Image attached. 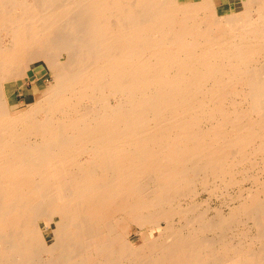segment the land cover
<instances>
[{
  "label": "bare ground",
  "instance_id": "bare-ground-1",
  "mask_svg": "<svg viewBox=\"0 0 264 264\" xmlns=\"http://www.w3.org/2000/svg\"><path fill=\"white\" fill-rule=\"evenodd\" d=\"M221 3L0 0V264H264V0Z\"/></svg>",
  "mask_w": 264,
  "mask_h": 264
},
{
  "label": "rangeland",
  "instance_id": "rangeland-1",
  "mask_svg": "<svg viewBox=\"0 0 264 264\" xmlns=\"http://www.w3.org/2000/svg\"><path fill=\"white\" fill-rule=\"evenodd\" d=\"M217 2L219 3H221L222 4V6H225L226 8H224L225 10L226 9H228L227 7L229 6V5H232V4H234V3H237L238 2V0H217ZM227 3V4H226ZM232 3V4H231ZM221 4H220V7H221ZM226 4V5H225ZM44 80H41V79H39L38 81H36L35 80V75H34V73H33V71L31 70V71H29V78H28V80L26 81V88H24V90H19V89H17V91H16V98H17V100H19V101H22V100H30V98H31V94H32V90L31 89H33L35 86V82H37V84L39 85V86H41V85H43V82ZM32 82V83H31ZM240 173V174H239ZM236 172V178H239V181L241 182L242 180L240 179V177H241V172ZM238 176V177H237ZM240 176V177H239ZM238 181V182H239ZM236 182V183H234L233 185H231V187L230 186H228V187H225V186H223V185H221V188H220V186H219V188L218 187H216V188H214L213 186L215 185V183H213V182H211V183H209V185L206 187V189L205 190H201L200 188H202V186H200V183H196L195 184V188H194V190L190 193V197H191V199L189 198V196H188V198L187 197H185L184 198V200L186 201V203H188L189 202V204H194V202H195V204L194 205H198V208L199 209H203V208H205V206H206V204L208 205V204H210L212 207L213 206H215L216 204H218V203H221V200L223 201L226 197H227V195L228 194H231V197H236L237 195H241V194H243L244 192V188L245 187H247L248 185H249V183H250V181L248 180H244V181H242L241 183L239 182ZM248 182V183H247ZM214 184V185H213ZM211 186H212V188H211ZM211 188L210 189V192H209V194H208V192L206 191V190H208L209 191V189L208 188ZM223 187H225V188H223ZM218 188V189H217ZM229 188H231V189H229ZM236 190H235V189ZM197 189V190H196ZM215 189V190H214ZM223 189H226V190H223ZM239 189H242V190H239ZM230 190V191H229ZM231 190H233V191H231ZM197 191H200V192H198V193H196ZM212 191V192H211ZM216 192V193H214V192ZM223 193H221V192ZM239 191V192H238ZM195 194H194V193ZM226 192H227V194H226ZM229 192V193H228ZM212 193V194H211ZM218 193H221L222 195L221 196H218L219 194ZM233 193L236 195H233ZM238 193V194H237ZM214 194V195H213ZM226 194V195H225ZM195 196V198H194V196ZM224 195V196H223ZM193 196V197H192ZM218 196V197H217ZM226 196V197H225ZM187 198V199H186ZM194 199H196V200H194ZM199 199V200H198ZM190 200H194L193 202H191ZM185 201H184V203H185ZM188 201V202H187ZM199 201V203L197 204L196 202H198ZM202 201V202H201ZM201 202V203H200ZM210 202V203H209ZM185 203V204H186ZM198 211V210H197ZM241 219H244V217H242ZM241 221H242V223H241ZM181 222V221H180ZM242 224H243V226H242ZM240 227H242V228H240ZM244 229V230H243ZM240 231V233L241 234H243L244 232H245V228H244V223H243V220H240V222H239V224H238V227H237V231ZM241 230H243V232H241ZM238 231V232H239ZM131 233V232H130ZM154 233H156V231H154Z\"/></svg>",
  "mask_w": 264,
  "mask_h": 264
}]
</instances>
